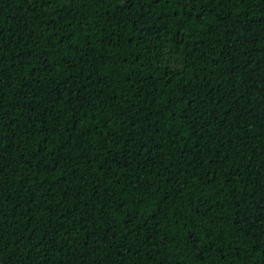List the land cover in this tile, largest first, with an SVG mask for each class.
Listing matches in <instances>:
<instances>
[{
  "label": "trees",
  "instance_id": "1",
  "mask_svg": "<svg viewBox=\"0 0 264 264\" xmlns=\"http://www.w3.org/2000/svg\"><path fill=\"white\" fill-rule=\"evenodd\" d=\"M0 264H264V0H0Z\"/></svg>",
  "mask_w": 264,
  "mask_h": 264
}]
</instances>
